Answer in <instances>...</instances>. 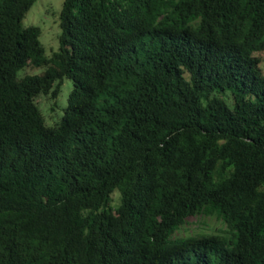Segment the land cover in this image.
I'll list each match as a JSON object with an SVG mask.
<instances>
[{"label": "trees", "instance_id": "1", "mask_svg": "<svg viewBox=\"0 0 264 264\" xmlns=\"http://www.w3.org/2000/svg\"><path fill=\"white\" fill-rule=\"evenodd\" d=\"M34 1L0 0V264H264V0H63L49 56Z\"/></svg>", "mask_w": 264, "mask_h": 264}, {"label": "rangeland", "instance_id": "2", "mask_svg": "<svg viewBox=\"0 0 264 264\" xmlns=\"http://www.w3.org/2000/svg\"><path fill=\"white\" fill-rule=\"evenodd\" d=\"M63 0H35L26 12L23 25L37 24L41 28L40 40L45 46V54L49 56L53 50L59 46L58 35L60 33L59 11ZM260 56L259 66L264 72V52H257ZM41 71V68L26 66L24 72L33 73ZM72 87V81L64 78L60 92L56 99L48 94H40L36 101L43 111L48 123H53L62 113V107L67 102V95ZM119 201V192L113 193V203ZM224 222L215 215L197 214L191 215L186 222L177 230L178 235L217 233L224 228Z\"/></svg>", "mask_w": 264, "mask_h": 264}]
</instances>
